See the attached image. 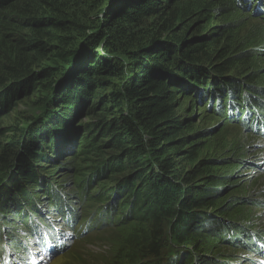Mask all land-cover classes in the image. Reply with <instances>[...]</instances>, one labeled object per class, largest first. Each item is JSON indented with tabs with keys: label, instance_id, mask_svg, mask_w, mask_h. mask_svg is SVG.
I'll list each match as a JSON object with an SVG mask.
<instances>
[{
	"label": "trees",
	"instance_id": "obj_1",
	"mask_svg": "<svg viewBox=\"0 0 264 264\" xmlns=\"http://www.w3.org/2000/svg\"><path fill=\"white\" fill-rule=\"evenodd\" d=\"M253 2L264 0H0V117L39 89L44 110L26 129H0V224L14 225L5 235H22L49 198L50 213L72 211L66 225L80 244L109 236L87 264H234L245 231L218 204L229 177L199 155L177 98L199 89L209 111L235 122L230 103L261 92L256 77L240 79L250 53L234 50V23L202 28ZM83 112L93 121L80 135ZM60 153L115 186L103 199L67 190L50 168ZM211 237L223 241L212 258Z\"/></svg>",
	"mask_w": 264,
	"mask_h": 264
},
{
	"label": "rangeland",
	"instance_id": "obj_2",
	"mask_svg": "<svg viewBox=\"0 0 264 264\" xmlns=\"http://www.w3.org/2000/svg\"><path fill=\"white\" fill-rule=\"evenodd\" d=\"M235 8L237 11L233 15H212L207 21H204L202 28L204 32H210L220 30L228 23H234L232 34L234 50H239V46H242L246 52L250 53L248 64L242 69L244 76H240V79L256 77L260 83L256 86L261 92L258 95L255 93L252 95L258 100H264V18H261L264 14L256 17L251 14L253 8L244 10L239 5ZM180 87L186 88L185 86ZM184 91L186 94L183 92L184 94L178 95L177 105L180 114L187 121L186 123L190 124L196 133L195 142L200 144L199 155L201 158H208L212 171L218 174V177L222 175L229 177V180H226L227 189L223 191V195L218 201L219 206L227 208L228 215L225 217L234 218L232 221L235 223H243L264 232V139L259 134L248 132L244 126L228 121L221 114H215L214 110L209 111L206 104L204 105L198 100L199 89L191 87L190 90ZM40 94V89L32 92L22 102H19L17 109L3 113L4 115L0 117V129L13 130L15 129L14 125H18L22 130L26 129L25 127L29 125V116L39 112L36 103ZM92 121L91 117L83 112L76 116L74 125L80 129L79 134L81 135L84 133V125ZM8 134L9 137H12L15 133L9 132ZM13 139H19V135L16 134ZM77 148L78 144L73 150H77ZM56 158L58 162L50 165L54 173L53 177L67 190L80 189L86 191L89 196L93 190V193H99L103 199L107 196L106 192L103 194V190L106 187L115 186L114 181L107 182L106 180L102 181L103 178L89 177L91 174L88 172L83 176L80 175L77 160L71 154L60 153ZM61 162L63 165H60ZM196 164V162L184 163L183 166L190 169ZM91 181L92 183H90ZM110 197L113 198V195L111 194L107 199ZM122 198L124 196L116 197V204L117 202L121 203ZM49 201V198L40 200L43 209H48ZM117 211L115 212L116 218L121 216L117 214ZM10 224L11 222L8 223V227L12 226L10 228H13L14 225ZM28 238L30 239V236ZM79 240L69 242L68 247L71 248L68 249L70 251L67 250L68 252L64 250L66 253L54 252L49 256L39 253L38 264H87V261H90V258L86 256L88 253L101 254L109 247V236L107 235L92 237L89 242L84 244H80ZM222 245V239L217 241L214 237L209 238L208 245H206L208 257L212 258L213 253L222 248ZM233 249L238 253L229 261L235 264H254L250 257L255 259L256 254L250 252L239 242ZM73 250L77 253H70ZM96 257L93 256L91 259ZM256 264H260L258 258Z\"/></svg>",
	"mask_w": 264,
	"mask_h": 264
},
{
	"label": "water",
	"instance_id": "obj_3",
	"mask_svg": "<svg viewBox=\"0 0 264 264\" xmlns=\"http://www.w3.org/2000/svg\"><path fill=\"white\" fill-rule=\"evenodd\" d=\"M43 107L41 108V110H39V114H42L44 112V110H42Z\"/></svg>",
	"mask_w": 264,
	"mask_h": 264
}]
</instances>
